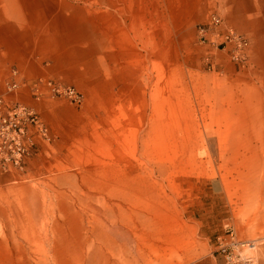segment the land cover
<instances>
[{
  "label": "rangeland",
  "instance_id": "1",
  "mask_svg": "<svg viewBox=\"0 0 264 264\" xmlns=\"http://www.w3.org/2000/svg\"><path fill=\"white\" fill-rule=\"evenodd\" d=\"M229 228L264 264V0H0V264H223Z\"/></svg>",
  "mask_w": 264,
  "mask_h": 264
},
{
  "label": "built area",
  "instance_id": "2",
  "mask_svg": "<svg viewBox=\"0 0 264 264\" xmlns=\"http://www.w3.org/2000/svg\"><path fill=\"white\" fill-rule=\"evenodd\" d=\"M221 19L219 15L213 13L208 17L207 22L198 26V33L203 41L208 40V32L213 28L220 25ZM214 34H218L214 32ZM225 38L233 40L237 46H245L247 44L246 38L242 35L235 33L233 30H227ZM230 235V241H223L220 245V253L222 254L223 264H257L256 259L251 254L243 253L242 246H248L249 249H253L254 245L251 242H241L236 240L233 231L229 228L227 230Z\"/></svg>",
  "mask_w": 264,
  "mask_h": 264
},
{
  "label": "bare ground",
  "instance_id": "3",
  "mask_svg": "<svg viewBox=\"0 0 264 264\" xmlns=\"http://www.w3.org/2000/svg\"><path fill=\"white\" fill-rule=\"evenodd\" d=\"M236 236V235H235ZM236 239H238V238H236ZM242 241V240H241ZM244 241V240H243Z\"/></svg>",
  "mask_w": 264,
  "mask_h": 264
}]
</instances>
